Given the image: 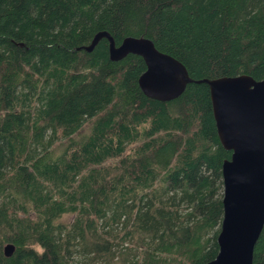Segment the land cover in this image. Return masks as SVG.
<instances>
[{"label": "trees", "instance_id": "16d2710c", "mask_svg": "<svg viewBox=\"0 0 264 264\" xmlns=\"http://www.w3.org/2000/svg\"><path fill=\"white\" fill-rule=\"evenodd\" d=\"M99 31L149 38L195 79H264V0H0V264H204L231 156L209 88L145 96L140 56L77 49Z\"/></svg>", "mask_w": 264, "mask_h": 264}, {"label": "water", "instance_id": "95a60500", "mask_svg": "<svg viewBox=\"0 0 264 264\" xmlns=\"http://www.w3.org/2000/svg\"><path fill=\"white\" fill-rule=\"evenodd\" d=\"M102 38L108 42L110 60L128 54L143 59L145 70L137 82L149 98L168 101L189 83L208 86L217 136L231 156L221 165L218 251L204 264H253L254 247L264 226V79L243 74L192 78L182 62L158 50L147 37L127 36L117 45L109 32L99 31L89 45L77 49L92 51ZM13 250L12 244L4 246L6 256Z\"/></svg>", "mask_w": 264, "mask_h": 264}, {"label": "rangeland", "instance_id": "374dc122", "mask_svg": "<svg viewBox=\"0 0 264 264\" xmlns=\"http://www.w3.org/2000/svg\"><path fill=\"white\" fill-rule=\"evenodd\" d=\"M73 219V215H70V214H67V215H64L63 217H62V220H64V221H67V222H70L71 220ZM124 247L126 246H128V243H124V245H123ZM75 259L76 260H79V255H76L75 256ZM79 262V261H78Z\"/></svg>", "mask_w": 264, "mask_h": 264}]
</instances>
